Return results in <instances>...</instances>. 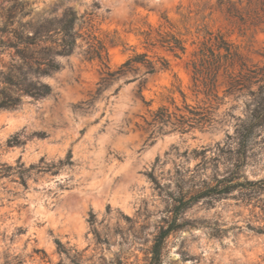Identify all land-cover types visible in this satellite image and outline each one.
Here are the masks:
<instances>
[{
	"label": "rangeland",
	"instance_id": "1",
	"mask_svg": "<svg viewBox=\"0 0 264 264\" xmlns=\"http://www.w3.org/2000/svg\"><path fill=\"white\" fill-rule=\"evenodd\" d=\"M262 1L0 0V31L83 15L72 55L42 78L51 93L0 110V264H150L155 238L171 224L161 264H264V187L235 186L175 213L180 200L235 183L225 179L236 168L247 97L225 92L222 68L209 96L195 91L192 63L202 54L211 62L220 34L237 50L235 72L240 62L264 67ZM148 30L176 34L185 52L145 48ZM92 37L111 71L140 53L157 71L142 76L135 64L97 92L101 66L85 56ZM12 53L0 54L1 67ZM162 60L168 68L159 70ZM159 107L168 122L153 121ZM69 152L71 164L59 165ZM31 164L40 168L22 180ZM236 173L264 179V126Z\"/></svg>",
	"mask_w": 264,
	"mask_h": 264
},
{
	"label": "trees",
	"instance_id": "2",
	"mask_svg": "<svg viewBox=\"0 0 264 264\" xmlns=\"http://www.w3.org/2000/svg\"><path fill=\"white\" fill-rule=\"evenodd\" d=\"M261 8L264 12V0L261 2ZM82 22L83 15L78 16L74 11L69 10L56 23L47 21L42 24L32 25L17 21L15 26V23H10L1 29L0 32L5 36V40H0V54L9 49L13 50V53L6 67L3 68L0 65V110L19 109L22 105L23 96L36 100L51 93V86L42 81V78L48 77L61 69L60 57L72 55L78 39L82 37L80 34V23ZM140 35L143 38L142 43L145 48L160 46L173 53L176 57L185 52L183 41L172 32L156 31L153 33L148 30ZM214 40L217 54L215 56L210 54L211 62L207 60V55L202 54L203 58L199 62L192 63L193 87L195 91L199 92L198 89L202 86L204 89L203 93L209 96L215 86L217 71L222 68L226 80L225 92H242L247 97V116L241 121L236 133V168L231 173V177L225 179L227 183L231 181H235V183L225 185L219 191L217 189L218 185H215L194 195L185 202L180 200V204L175 208L176 214L189 203H195L202 198L215 194H227L235 186L264 187V179L239 181V176L236 173L248 158L253 141L260 135V131L264 126V67L246 66L240 62L238 70L235 72L234 61L236 59L239 60L237 50L227 43L220 34H217ZM85 56L88 61H97L101 66V80L97 92L105 84L123 75L125 70L131 69L135 64H141L145 68L142 76L153 75L157 71V61L148 58L146 53L134 54L121 64L117 70L111 71L108 66L109 56L107 49L95 37L89 38ZM167 68L168 63L162 60L158 69ZM145 82V79L139 82L138 94L141 93ZM183 101L185 102L184 96ZM170 117L171 113L166 108L159 107L154 113L153 121L155 123H166ZM65 164H71L70 152L65 160L59 161V165ZM23 166V163L17 162L16 167L21 169ZM8 168L11 169V167ZM38 168L40 167L33 164L29 165L27 169H24V172H20L21 179H25V172ZM173 230L174 225L171 224L155 238L151 249L150 264H161L162 244Z\"/></svg>",
	"mask_w": 264,
	"mask_h": 264
}]
</instances>
